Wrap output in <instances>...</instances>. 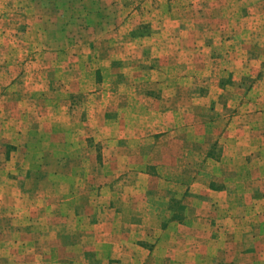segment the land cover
<instances>
[{"label":"rangeland","instance_id":"rangeland-1","mask_svg":"<svg viewBox=\"0 0 264 264\" xmlns=\"http://www.w3.org/2000/svg\"><path fill=\"white\" fill-rule=\"evenodd\" d=\"M16 1L29 7L26 19L21 5L13 6V20L0 13V30L10 33L0 36V264H264V46L234 51L221 37L204 73L190 67L186 74L175 62L166 70L172 83L136 86L133 69L126 71L136 63L132 53L100 62L122 40L116 19L98 20L94 4L92 17L82 16L84 0H40L76 15L58 20L49 5L39 21V0ZM154 22L123 40L150 35ZM69 47H76L71 60L77 57L82 84L66 82L69 71L61 79L53 64ZM5 72L12 77L6 85ZM186 76L193 79L176 83ZM138 90L177 95L170 104L189 114L172 132L140 141L136 166H118V134L93 124L101 105L115 116L123 103L117 95ZM100 93L109 100H86ZM70 100V119L80 124L69 129L59 117V132L52 114ZM244 112L253 114L245 124ZM232 120L252 128L247 165L220 162ZM130 169L150 176H128Z\"/></svg>","mask_w":264,"mask_h":264},{"label":"crops","instance_id":"crops-1","mask_svg":"<svg viewBox=\"0 0 264 264\" xmlns=\"http://www.w3.org/2000/svg\"><path fill=\"white\" fill-rule=\"evenodd\" d=\"M3 1L5 3H0V7L4 5V8H0V13L4 11V17L6 16L8 19L13 20V17L16 16L13 12V6L21 5L24 9L20 10L24 14L21 12L20 18L26 19L29 7L26 8L25 2L16 1L14 4L13 0ZM99 1L98 3L97 0H84L81 2V6L85 11L82 9L77 11L78 13L79 11H83L82 16L84 17H92V8H89L88 5L94 4L95 9L98 11L96 12V16H99L98 20L116 19L119 26H114V29L118 31L115 35L120 36L122 40L117 41L116 45L110 50L108 49L110 56L108 58L104 57L100 62H102V65L104 63L107 66L109 60L124 59V54L132 53L136 63L132 67H128L129 70L126 71L130 72L133 69L131 72L132 84L136 86L153 85L156 84V81H162L165 84L172 83V77H167L166 70L170 67L169 65L175 62L180 64L181 69L185 68L184 73L186 74L187 69L190 67H195L198 70V74L204 73L208 67L205 63L206 54L212 51L215 45L220 43L221 37L230 38L232 46L229 49H234V51H247V49H242V46L250 47L251 50L253 47H256L258 48L257 51H260L262 50L260 46H264V0ZM35 3L40 11L37 14V20L39 21H44L42 18L44 14L43 7L49 5L53 6V12L56 14L58 20L66 21V19H71L73 15H76V10H65L60 7L62 4L72 5V0H64L61 2L62 4L53 1L51 3H40V0L39 4L36 1ZM28 4L29 2H27ZM148 21H155V30L150 35H138L132 37L133 39L123 40V37L127 36L129 30L138 26L140 23ZM3 30H5L4 33H2ZM3 30H0V36L6 37L8 33L7 27ZM8 36H10V33H8ZM67 51V57L65 55L63 56L64 58L58 57L60 60L56 58L53 64L55 67L60 68L59 77L61 79H65L63 77L65 71H69V74L67 73L68 79L64 81L73 83V85L77 82L82 84L86 79H80L81 77L78 79L76 77L77 65L75 62L77 61V57L74 55L71 60V54L77 52L76 47H69ZM113 52H119L116 53L115 58L111 56ZM66 58L67 61H65ZM194 64L195 66H193ZM158 70H164V72H158ZM136 71H140V74L137 75L138 72ZM8 74L10 75V72ZM8 74L5 72L3 78H8ZM158 74L162 75L158 76ZM11 78L6 79L4 85L9 83ZM192 79L189 76L176 77V83L181 81L186 84L188 80L191 81ZM194 81L198 82V78ZM0 83L3 82L0 81ZM91 95L85 96L87 101L96 99L99 102H107L109 100L108 93H100L96 97ZM117 96L123 100V103L116 110V115L108 114L107 116L109 117H106L104 112H101V105L98 119L94 122L93 127L100 128L101 132L107 130L106 133L118 134V140L116 142L118 166H136L138 164L137 157L139 154L135 149L140 146V141L144 140L153 132H172L174 126L180 125L181 118L189 114L188 108L173 107L170 104V101L178 97L174 95L176 98L173 99L170 93H162L160 97L156 98L155 95L138 90L137 92H126L118 94ZM180 98L194 99L192 95L189 97L180 96ZM168 100L169 103L167 102ZM70 104L71 100L67 103L60 104L58 116L51 113L53 129L59 132L64 129V123L58 124L55 121L61 120L59 117H62L64 121L66 120L65 118H68L67 127L69 129L71 127H74L75 130L77 129L80 121L74 118L70 119V115H74ZM192 111L194 115V110ZM252 116L253 114H246L244 112L243 117L246 118V120H242L244 124L246 121L249 122ZM84 123L82 122L83 125ZM244 124H239L232 120V122L225 125L221 140L222 145H220L222 148L220 162L247 165L243 163L242 155L246 151L245 148L253 147L252 144H254V141L252 128L246 127ZM189 126L191 125L189 124ZM122 169L125 170V168ZM129 172L128 176H150L148 173L140 171L133 172L132 169ZM122 173L124 172H119L120 176H122Z\"/></svg>","mask_w":264,"mask_h":264}]
</instances>
